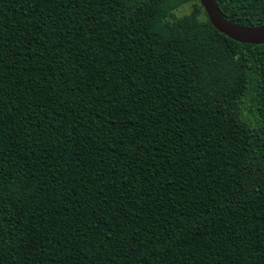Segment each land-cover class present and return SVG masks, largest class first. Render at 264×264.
Segmentation results:
<instances>
[{
	"label": "trees",
	"instance_id": "trees-1",
	"mask_svg": "<svg viewBox=\"0 0 264 264\" xmlns=\"http://www.w3.org/2000/svg\"><path fill=\"white\" fill-rule=\"evenodd\" d=\"M188 1L0 0V264H264V43Z\"/></svg>",
	"mask_w": 264,
	"mask_h": 264
},
{
	"label": "water",
	"instance_id": "water-1",
	"mask_svg": "<svg viewBox=\"0 0 264 264\" xmlns=\"http://www.w3.org/2000/svg\"><path fill=\"white\" fill-rule=\"evenodd\" d=\"M199 2L203 6L210 23L221 33L242 43H264V24L252 26L236 24L223 17L215 0H199Z\"/></svg>",
	"mask_w": 264,
	"mask_h": 264
},
{
	"label": "rangeland",
	"instance_id": "rangeland-1",
	"mask_svg": "<svg viewBox=\"0 0 264 264\" xmlns=\"http://www.w3.org/2000/svg\"><path fill=\"white\" fill-rule=\"evenodd\" d=\"M194 4H195L194 0L184 3L182 6H180L178 9L174 11V15L180 16L189 13L194 8ZM205 16L207 15H204V13L200 14V18H205Z\"/></svg>",
	"mask_w": 264,
	"mask_h": 264
}]
</instances>
